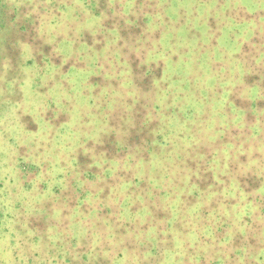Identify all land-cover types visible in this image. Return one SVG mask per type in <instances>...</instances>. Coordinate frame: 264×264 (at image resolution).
Masks as SVG:
<instances>
[{"label":"rangeland","instance_id":"rangeland-1","mask_svg":"<svg viewBox=\"0 0 264 264\" xmlns=\"http://www.w3.org/2000/svg\"><path fill=\"white\" fill-rule=\"evenodd\" d=\"M0 264H264V0H0Z\"/></svg>","mask_w":264,"mask_h":264}]
</instances>
